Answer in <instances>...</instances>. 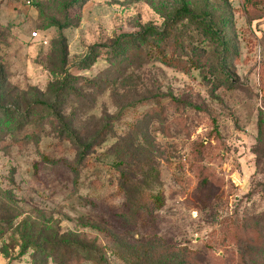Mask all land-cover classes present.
Returning a JSON list of instances; mask_svg holds the SVG:
<instances>
[{
	"label": "rangeland",
	"instance_id": "1",
	"mask_svg": "<svg viewBox=\"0 0 264 264\" xmlns=\"http://www.w3.org/2000/svg\"><path fill=\"white\" fill-rule=\"evenodd\" d=\"M180 1L0 0V264H59L62 242L99 244L107 264H181L182 250L264 264V221L241 257L224 232L264 214V0H184L216 41L176 24ZM148 28L168 37L140 38ZM94 139L77 165L76 143ZM120 140L137 188L164 199L155 236L112 216Z\"/></svg>",
	"mask_w": 264,
	"mask_h": 264
},
{
	"label": "trees",
	"instance_id": "2",
	"mask_svg": "<svg viewBox=\"0 0 264 264\" xmlns=\"http://www.w3.org/2000/svg\"><path fill=\"white\" fill-rule=\"evenodd\" d=\"M73 0H71L72 2ZM76 2V1H75ZM197 19L193 16L185 6L184 0L180 1V8L174 14V20L179 23V19H189L200 25V29L204 37L210 41L218 40V30H214V25L208 21L205 17H200ZM151 36L152 38L157 37L161 41H165L168 34L165 31H159L152 28H148L140 38L144 39L145 36ZM221 44V43H220ZM64 54V51H63ZM154 61L161 63L164 66L170 67L174 62V55L168 51H155L152 53ZM94 57L83 60L79 64L80 69L86 70L89 66L95 63ZM197 58L193 59L196 63ZM217 87H223L224 89H229L232 86V82L229 79L217 80ZM160 110V109H157ZM54 117L61 121L60 115L54 114ZM163 119V118H162ZM70 135V134H69ZM72 136V137H71ZM67 138L68 142L73 145L74 139L73 135ZM122 140L114 144L110 150L109 154L117 161L115 164V170L118 174V191L124 199V203L121 207L114 212L112 216L114 218L120 219L124 222H128L132 227V232L135 234H145L147 236H155L157 233L156 228V218L155 212L158 211L164 203V199L159 192L149 189H139L137 188V183H135L134 177L137 175L138 165L136 160V151L133 150L131 144L127 147L122 146ZM97 140H92L86 144H81V142L76 143V164L80 165L85 162L90 155H92L94 149L97 146ZM136 149L138 147L136 146ZM131 151V152H130ZM135 156V157H134ZM137 167V169H136ZM141 164L139 165V169ZM72 169V168H71ZM74 172V170H73ZM207 205L208 202H205ZM264 221V214L262 218L251 216L245 219H235L229 220L225 223L224 232L226 237L229 236V240L233 246H235L241 257L243 251H254L257 248L259 242V231L260 223ZM61 246V258L58 257V263L65 262L69 264L70 262H75L76 264H107V259L105 254H102L99 244L95 247L84 248L75 244H68L62 242ZM183 251V261L181 264H201L198 259L197 254H189L185 250ZM221 260V259H217ZM207 264V263H205Z\"/></svg>",
	"mask_w": 264,
	"mask_h": 264
}]
</instances>
